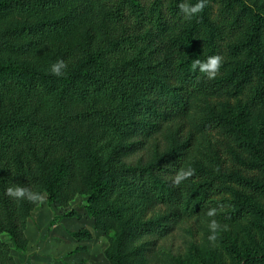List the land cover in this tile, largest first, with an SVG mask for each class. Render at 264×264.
<instances>
[{"label": "trees", "instance_id": "16d2710c", "mask_svg": "<svg viewBox=\"0 0 264 264\" xmlns=\"http://www.w3.org/2000/svg\"><path fill=\"white\" fill-rule=\"evenodd\" d=\"M180 2L0 0V236L15 251L26 249L23 229L40 198L16 199L10 187L50 204L76 187L95 229L115 230L109 264L142 262L154 248L148 238L191 218H249L264 230V142L240 121L264 115V12L207 0L185 21ZM213 55L223 57L214 79L192 71ZM58 60L68 65L61 77L50 74ZM223 96L243 115L214 113ZM213 132L247 158L249 176L193 158ZM234 260L264 264V249Z\"/></svg>", "mask_w": 264, "mask_h": 264}, {"label": "rangeland", "instance_id": "374dc122", "mask_svg": "<svg viewBox=\"0 0 264 264\" xmlns=\"http://www.w3.org/2000/svg\"><path fill=\"white\" fill-rule=\"evenodd\" d=\"M246 2L253 11L264 12V0ZM211 108L225 117L234 110L239 117L244 113L243 104L237 105V101L228 96L214 100ZM240 121L254 138L260 137L264 142L263 114L250 112ZM208 141L206 149L194 151V159H205L209 162L205 164L207 168L221 174L250 175L247 158L237 153L233 143L225 141L217 132L210 134ZM73 188L61 193L58 204H50L45 195L40 197L23 229L27 241L25 251H15L5 236H0L9 258L8 262L0 251V264H109L105 255L114 242L115 230L107 233L96 230L84 208L87 197ZM69 214L71 216H67ZM60 217L63 219L50 227V223ZM213 219L183 220L176 223L168 235L148 238L154 245L153 250L145 253L142 262L136 260L134 264H235L236 256L245 250L264 249V230L256 220L247 218L223 224ZM213 221L217 225L215 229ZM79 233V240L72 237ZM86 235L90 238H84Z\"/></svg>", "mask_w": 264, "mask_h": 264}, {"label": "clouds", "instance_id": "9594fccd", "mask_svg": "<svg viewBox=\"0 0 264 264\" xmlns=\"http://www.w3.org/2000/svg\"><path fill=\"white\" fill-rule=\"evenodd\" d=\"M207 0H196L195 3H190L189 0H181L178 4V9L180 15L185 21H191L193 18L197 17L206 7ZM223 64V57L220 55L209 56L206 60H194L191 69L193 72H199L205 78L212 80L214 79L220 71ZM68 65L64 60H58L50 66V74L56 77H61L66 73ZM193 175L192 170L181 171L175 178L174 183L179 184L187 177ZM7 194L16 199L27 198L29 200L35 201L40 197L37 194L31 193L28 189L21 187H10L7 189ZM215 214V209L208 212L209 216ZM213 229L217 227L215 222L212 224ZM210 239H215V237H210Z\"/></svg>", "mask_w": 264, "mask_h": 264}]
</instances>
